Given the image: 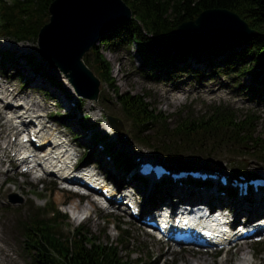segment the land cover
<instances>
[{"label": "rangeland", "instance_id": "374dc122", "mask_svg": "<svg viewBox=\"0 0 264 264\" xmlns=\"http://www.w3.org/2000/svg\"><path fill=\"white\" fill-rule=\"evenodd\" d=\"M3 37L0 38V50H2V43L6 41L12 42L11 39L5 36ZM245 39L238 40L237 42L244 41ZM113 41L116 42H111V45H104L100 42L96 45V50L102 53L105 59L111 64L113 87L119 93L127 92L140 96L145 95L146 101L153 104V107L160 112L162 118L168 117L164 121L162 120L159 125H156L160 130L164 129L168 132L172 129L177 119L172 115L180 110H192L195 113H199L206 110L211 104L224 103L233 108L238 117H241L247 111L255 112L258 117L256 133H258V137L264 135L263 101L253 99L252 95L244 92H247V89L255 86L254 77H256V74L254 75V71H259V66L264 65V61L260 65H255L253 70L239 76V84H236V86L233 85V81L229 76L217 73L216 64L219 58L209 63L205 58H193L191 54H187L184 58L187 67L181 63H175V65H179L177 69L171 71V75L164 76L161 70L159 72L154 70L160 76L159 78H154L151 74L143 70L145 63L137 55L134 41L124 44H118L117 40ZM162 42L164 43L163 46L159 43L156 44L157 42H153L151 50L155 53L165 50L176 56L178 53L187 52L188 48H201L199 46L180 45L178 43L176 44V42L166 40ZM205 42L207 44H203L207 45L206 48L223 51L222 48L226 47L225 52L230 50L228 49L229 46H232L235 51H239L242 48V45L229 40ZM16 43V45H12L11 52L28 55L34 54V62H37L36 65L52 79H48L46 76L47 79H44L43 83L30 85V74H34V72L32 67L24 64L23 58L8 62L4 70L3 68L0 69V77L11 80L12 87L16 91L21 89L26 90L25 94H29L32 99H37L40 104H44L45 109L43 114L47 115L50 123L59 125V128L61 127L60 129L64 130L75 144L78 152L83 153L84 151H88V148H94L96 143L94 144L84 139L86 134L79 128L77 120H72L73 116L76 115L78 119L80 114H87L86 125L89 126L93 120H96L97 126L95 128L100 130L101 133H104L108 128L105 115H112L122 121L123 127L120 129V137H122L126 145H132L140 149L141 152H153L156 156L166 160L171 165L206 164L218 167L224 166L235 171L242 170L264 175V153L257 157L253 152L243 155L239 152L238 148L235 150L228 148L225 151L222 150L217 153L207 152L201 155L196 154L198 156H194L195 154L192 155V153H184L181 156L175 157V155L160 153L153 147L142 144L133 137L130 121L121 110L120 104L113 98L114 90L103 82L100 84L98 99L92 102H85L77 110L65 98L66 94L63 88L71 96L69 89H67L69 86L66 84V78L53 64H49L35 52L37 47L36 41ZM171 44L173 45L171 46ZM93 56L94 53H91L90 50L84 55L87 60V66L92 70ZM194 59L195 61H193ZM0 62H2V66H5L3 64L5 61H2L1 58ZM248 62L250 63L252 61ZM189 66L199 70L201 75L196 76L197 74L189 72L188 70L191 69L188 68ZM178 69L180 71H177ZM21 75L24 78L21 79ZM58 82L62 84L63 88ZM44 90L50 92L48 94L51 97L46 96ZM250 92L252 91L250 90ZM51 98L56 99V105L52 104L53 100ZM1 122L2 119H0ZM148 128L150 129L151 126H148ZM0 134L3 136L0 142L8 140L9 135L7 136L6 132L1 130V127ZM9 154L12 153L8 152ZM6 167L9 168V171L6 174L0 173V180L5 176L7 178L0 185V236L3 235V238L0 239V264H31L30 258L22 249V237L17 228V224L18 221L20 222L21 219L31 214V201L34 206H44V200L35 196L38 194L44 196L47 204L52 205L54 203L57 205L58 210L67 214L68 220L65 222L68 225L72 227L81 225L83 229H88L102 242L121 239L127 244L128 250L133 251L129 257L131 259L136 257L141 258L143 261L148 260L146 264H154L156 260L157 264L159 261V264L162 261L163 264H242V257H248L249 255L251 256V264H264V247L258 251L254 248V245L252 246V244L248 243L242 244V246L234 248L227 253H221L218 256L210 255L207 252H195L186 248L180 251H173V248L171 249L166 244H161L155 238L147 235L137 221L119 213L109 215L106 210H103L98 205H96L95 210L91 212L88 218L77 221L67 213L64 205L68 204L70 207L73 206L72 211L75 213L76 211L82 210L84 206L79 207L86 203L87 200H91L90 198H80L78 205L76 198H71L66 191L58 188V183L55 181V178L48 176L44 180L34 182L29 176L19 175L15 168H12L10 164L5 162L2 168L5 169ZM7 180L10 182H7ZM29 193L35 195H29ZM9 195H12V199L15 200L14 203L10 202ZM51 214L49 216H52ZM62 226V232L67 231V227L64 224ZM257 252L259 254L256 255ZM118 253L120 256L125 255L127 257L126 254L128 252H125L121 248ZM199 256L203 258H199ZM246 264H250L248 259Z\"/></svg>", "mask_w": 264, "mask_h": 264}, {"label": "trees", "instance_id": "16d2710c", "mask_svg": "<svg viewBox=\"0 0 264 264\" xmlns=\"http://www.w3.org/2000/svg\"><path fill=\"white\" fill-rule=\"evenodd\" d=\"M51 1L0 0V35L18 41H34L38 29L47 21V9ZM124 1L132 10V18L110 29L100 38V43L111 45V42H116L113 40H117L118 44L134 41L137 53L145 63L143 70L153 77L158 76L155 71L160 70L165 71V75L169 74L170 69L167 68L174 61L166 54L153 58L147 52L148 43L151 40L175 43L177 26L210 8L236 12L255 30V34L244 41L236 42L242 45L239 51L229 46L230 50L227 52L226 47L222 48L223 51L202 48L197 51L198 54L207 52L209 63H212L211 56L222 55V58L217 60L216 70L229 75L234 85L239 84V76L264 61V0ZM190 51L196 52L193 49ZM178 58L180 59V56ZM93 65L99 78L113 88L111 65L98 50L94 51ZM262 68L264 65L259 66V71H254L255 86L251 91L253 94L258 91L256 96L264 92V78L259 77ZM196 72L195 70L194 73ZM113 89L117 102L130 120L135 138L163 153L175 156L184 153L201 155L225 151L228 148H238L239 152L244 154L253 152L257 157L264 153V135L258 137L256 133L258 117L255 112L247 111L238 117L233 108L223 103L210 105L199 113L180 110L172 115L177 118L176 124L167 132L160 130L156 125L168 117L162 118L153 104L146 101L145 95L119 93ZM84 158L99 159L100 156L92 150ZM45 211L35 208L19 224L22 248L32 264H146L148 261L137 257L131 259L129 256L132 251L128 250L122 240L102 242L82 226L74 227L66 233L62 232L61 225L66 220V215L57 211L54 217H46ZM121 248L128 252L127 257L119 255Z\"/></svg>", "mask_w": 264, "mask_h": 264}, {"label": "water", "instance_id": "95a60500", "mask_svg": "<svg viewBox=\"0 0 264 264\" xmlns=\"http://www.w3.org/2000/svg\"><path fill=\"white\" fill-rule=\"evenodd\" d=\"M48 12V22L37 33L40 55L66 75L77 94L96 100L100 80L82 57L109 29L130 19L131 8L124 0H53ZM180 34L235 42L252 36L255 30L234 11L210 8L182 21L176 28V36ZM107 119L119 132L121 122L109 115Z\"/></svg>", "mask_w": 264, "mask_h": 264}, {"label": "bare ground", "instance_id": "6f19581e", "mask_svg": "<svg viewBox=\"0 0 264 264\" xmlns=\"http://www.w3.org/2000/svg\"><path fill=\"white\" fill-rule=\"evenodd\" d=\"M176 37H177V43L180 44V45H185V44L189 45V44H193V43H200V42H205V41H207V42L213 41V40H210L209 38H206V37H205V39H209V40H199V39H197L195 37H192V36H189V35H183V34L177 35ZM43 82H44V79L40 75L30 74V85H39V84H41ZM11 86H12L11 80H4V82L0 81V93H3L4 96H7L8 94L12 93L14 91V89H12ZM25 93H26V90H23V89L16 91L17 95L25 94ZM24 98L28 101V105L26 106L25 112L37 113L39 117H43L44 116V114L42 113L44 111V109H45V105L44 104L43 105L40 104V102L37 99H32V97H30L29 94H25ZM5 113L3 112L2 109H0V119H3L2 122L0 123V127H1V130L3 132H8V131H11V129H15V127L13 126L12 119H14V121L17 122V120H18L17 118H19V116L15 115L11 119V118H8L7 116H5ZM4 117H5V119H4ZM11 134H14V133H11ZM39 134H40V136L45 137V141H50L51 143H53V142L58 143L59 142V138L57 136V133L55 132V129H53V127L51 125H49V124L45 125L39 131ZM9 137H11V136H9ZM0 138L3 139V136H1V134H0ZM10 142L11 141L9 139V141H5L4 140L3 142L0 143V155L4 153V156H5V153L7 152V148L8 147H12V143H10ZM118 147L124 153H126L128 155H132V153L134 152V151H128V148L126 147V145L123 142L122 143H118ZM10 151H14V150L11 149ZM47 154H49L50 156L55 155V154L61 155L63 161L66 164L72 158L71 152H66L65 150H63L61 148H57L56 146H53V147L51 146L49 148V152L45 153L43 155L46 156ZM36 160L43 161L42 157H36ZM10 162H11V164H14L15 158H12L10 160ZM43 162L48 164L49 160H44ZM3 163H4L3 162V158L0 157V173L6 174L8 172V168L7 167L5 169L2 168ZM29 163H30V161H28L26 164H29ZM37 172H39V170H37ZM49 175L51 177L58 178L55 175H51V173H49ZM5 179H6V176L3 179L0 180V185L4 182ZM175 182L177 183L178 181L176 180ZM214 184L216 186L215 192L218 194V188H220L221 184L218 181H214ZM235 189H237V187H235ZM203 191H205V190H203ZM144 192L145 191L142 190V193H144ZM256 193H257V195L260 198V200H258L257 204H255L254 201L252 199H250L248 196L240 195V201L235 207V215L237 216L238 220L246 222L247 221L246 220V215L251 210H257V206L256 205H259L260 201L264 205V197L262 195V188H258ZM82 206H84L82 210L76 211L75 213L72 212V214H74V215H72V218L74 217L75 219H78L80 217V215H82V214L88 215L89 213H91L92 211L95 210L96 203L94 201L87 200V202L84 203ZM1 238H3V235L0 236V239ZM199 258H203V257L199 256ZM243 260H245V258Z\"/></svg>", "mask_w": 264, "mask_h": 264}, {"label": "clouds", "instance_id": "9594fccd", "mask_svg": "<svg viewBox=\"0 0 264 264\" xmlns=\"http://www.w3.org/2000/svg\"><path fill=\"white\" fill-rule=\"evenodd\" d=\"M247 259L249 260V262L251 264V256L250 255L247 257Z\"/></svg>", "mask_w": 264, "mask_h": 264}]
</instances>
